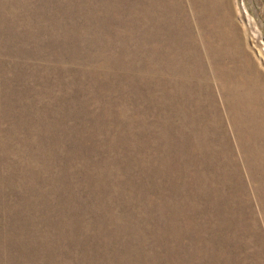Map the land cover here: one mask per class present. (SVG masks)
<instances>
[{"label": "rangeland", "instance_id": "1", "mask_svg": "<svg viewBox=\"0 0 264 264\" xmlns=\"http://www.w3.org/2000/svg\"><path fill=\"white\" fill-rule=\"evenodd\" d=\"M263 121L264 0H0V264H264Z\"/></svg>", "mask_w": 264, "mask_h": 264}, {"label": "bare ground", "instance_id": "2", "mask_svg": "<svg viewBox=\"0 0 264 264\" xmlns=\"http://www.w3.org/2000/svg\"><path fill=\"white\" fill-rule=\"evenodd\" d=\"M188 26H189V25H188ZM197 29H198V28H197ZM239 86H240V85H239ZM244 90H245V88H244ZM248 90H249V89H248ZM246 91H247V90H246ZM247 92H248V91H247ZM245 94H246V93H245ZM249 94H250V93L248 92V95H249ZM252 95H253V94H252ZM250 97H251V96H250ZM250 97H249V98H250ZM248 101H249V99H248ZM251 102H252V100H251ZM255 104H256V103H255ZM250 105H251V104H250ZM252 106H253V105H252ZM256 107H258V106H256ZM256 107H255V108H256ZM251 108H252V107H251ZM251 108H250V109H251ZM253 108H254V106H253ZM250 109H249V110H250ZM255 110H256V109H255ZM256 113H257V112H256ZM253 114L255 115V112H254ZM261 115H262V114H261ZM241 116H242V115H240V117H241ZM244 117H246V116H244ZM259 117H260V116H259ZM259 117H258V118H259ZM254 118H255V117H254ZM261 118H263V117H261ZM239 119H240V118H239ZM255 119H256V118H255ZM236 120H237V118H236ZM241 120H242V119H241ZM259 120H260V118H259ZM247 121H248V120H247ZM247 121H246V122H247ZM257 121H258V120H257ZM249 122H250V119H249ZM255 122H256V121H255ZM260 122H261V120H260ZM263 122H264V121H263ZM237 123H238V122H237ZM260 124L263 125L262 123H260ZM243 125H244V124H243ZM247 125H248V122H247ZM256 125H257V123H256ZM244 126H245V125H244ZM254 126H255V125H254ZM257 126H258V125H257ZM249 127H250V126H249ZM258 127H259V126H258ZM242 128H243V127H242ZM245 128H246V127H245ZM250 128H251V127H250ZM253 129H254V128H253ZM255 129H256V128H255ZM260 129H261V128H260ZM242 130H243V129H242ZM248 130H249V129H248ZM248 130H247V131H248ZM250 130H252V129H250ZM243 131H244V130H243ZM253 131H254V130H253ZM260 132H261V131H260ZM244 133H247V132L245 131ZM257 133H258V131H257ZM239 134H240V131H239ZM259 134H260V133H259ZM243 136H244V135H243ZM248 136H249V135H248ZM256 137H257V136H256ZM259 137H260V136H259ZM252 138H254V137H252ZM245 139H246V138H245ZM250 140H251V139H250ZM253 140H254V139H253ZM255 140H256V139H255ZM243 141H244V140H243ZM226 142H227V141H226ZM250 142H252V141H250ZM253 143H255V142H253ZM245 144H246V143H245ZM247 145H249V144H247ZM247 145H246V146H247ZM255 145H256V144H255ZM251 146H252V145H251ZM253 146H254V145H253ZM250 148H251V147H250ZM261 148H262V147H261ZM251 149H252V148H251ZM252 150H253V149H252ZM256 150H257V149H256ZM249 151H250V150H249ZM260 151H261V150H260ZM255 152H256V151H255ZM262 152H263V151H262ZM262 152H261V153H262ZM256 153H258V152H256ZM256 153H255V155L259 156V155L256 154ZM263 154H264V153H263ZM261 155H262V154H261ZM257 156H256V157H257ZM252 157H253V156H252ZM256 157L254 156L253 159H255ZM261 158H262V157H261ZM261 158L259 157V159H261ZM253 159H252V160H253ZM258 161H259V160H258ZM256 162H257V160H256ZM263 163H264V162H263Z\"/></svg>", "mask_w": 264, "mask_h": 264}]
</instances>
